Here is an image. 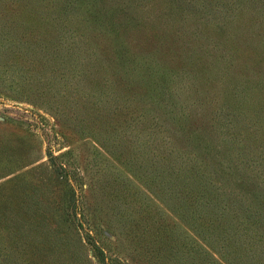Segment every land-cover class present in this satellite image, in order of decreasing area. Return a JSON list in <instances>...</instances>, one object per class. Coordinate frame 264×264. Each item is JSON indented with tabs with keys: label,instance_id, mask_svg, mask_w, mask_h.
<instances>
[{
	"label": "rangeland",
	"instance_id": "rangeland-1",
	"mask_svg": "<svg viewBox=\"0 0 264 264\" xmlns=\"http://www.w3.org/2000/svg\"><path fill=\"white\" fill-rule=\"evenodd\" d=\"M193 1L0 0V264H103L121 232L154 264H264V0ZM67 149L80 236L51 211ZM32 167L26 203L6 182Z\"/></svg>",
	"mask_w": 264,
	"mask_h": 264
},
{
	"label": "trees",
	"instance_id": "trees-1",
	"mask_svg": "<svg viewBox=\"0 0 264 264\" xmlns=\"http://www.w3.org/2000/svg\"><path fill=\"white\" fill-rule=\"evenodd\" d=\"M211 1L212 0H194L192 2V6L194 4L200 5V7L196 8V10L199 12L201 11V9H204V8H209V9H207V11H209V10H211V11L217 10L218 11V8L224 7L225 13L230 15V17H236V15H238L239 13L244 12V13H247L246 14L247 19L249 17H253V16L258 17L262 13V12L257 13L258 8L256 6L259 4L258 0H220L219 1L220 7L218 5V8L216 6H214L211 3ZM89 13H91V12H89ZM262 16H264L263 13H262ZM198 19H201V16ZM204 91L207 93L206 90H204ZM231 93L233 94V92H231ZM232 94H231V98H232ZM215 96H217V92H216ZM255 125L253 124L252 126L254 127ZM254 130H255V132L253 133L254 136H253V139L250 140V143H251V148H255L257 150L259 138H258V135H256L257 130L256 129H254ZM70 152H71V150L67 149V150L59 153L57 156H53L52 154H50V161H52V166L50 168H46V170L49 173H51V175L53 174V179L51 180V184L54 185V188L56 190L55 197L57 198L56 200H58V201L52 207L51 211H52V214L54 213L53 216L58 214L56 216L57 217L56 218L57 224L66 228V230L70 231L71 233L80 236L76 232L75 227H76V225L78 226L79 224L82 226V223L84 221L82 220V223H81V219L76 218V215H75L76 213H75L74 209L76 206L77 195H76V190H75L74 184H72L69 181V174H71V172H75L79 176V170H78L79 168L74 167L69 162L63 160V157L68 155ZM35 168L36 167H34L33 169H31V168L26 169L21 174L14 176V178L11 179L13 182H6V184H10L13 187L12 193L15 195V193L17 192V197L18 196L20 198L23 197L25 199L26 203L28 201H30L28 199L32 198L34 194L40 193L42 195V194H46V193L49 194L51 192L50 191L51 190V184H49L47 182H41V187L39 188V189H41V191L39 193L34 192L33 190L30 192L27 191L29 181L27 180L26 182H23V179H24L25 175L30 174ZM75 169H76V171H75ZM19 180H20V182H23V185H22V183L19 182ZM18 183H20V184L18 185ZM33 202H35L34 204H38V206L35 205L36 208L32 209L33 211L37 210V211H34L35 214L36 215H43L45 217V215H44L45 211H47L49 208L48 207L45 208V207L39 205L40 202H38V201L33 200ZM10 210H12V206L10 203L4 206V211L0 214V226L4 227V226H6V224L9 223V221H13L15 219L14 216L9 215ZM34 212H31V213H34ZM31 213H28V215H32ZM59 213H61V214H59ZM33 218L34 217H29V216L27 217L28 220L33 219ZM92 218L89 217L90 221L89 222L86 221V223L88 224L87 225L88 228H93L96 231L98 228L103 233L104 232H112L108 226L110 224V223H108V220H110V219H108L107 221H101L100 219H97L95 216H93ZM104 228H106V229H104ZM125 231H127V230H125ZM178 233H180V232H178ZM12 234H13V232H12ZM110 234H112V235H114V237H116V234H114V233H110ZM26 236H28V235H26ZM127 236H128V233H127ZM103 237L105 238V241L101 242V241L97 240L100 243V245L92 242L93 247H94V256L97 258V260L99 262H102L103 264H154L156 261L154 262L153 259L158 260L157 255L155 253L149 258H145V256L142 255V253H140V251L138 250L136 252L138 258H135L134 257V250H131L124 245L122 246L123 248L116 246V244H115L116 241H118V243L120 245H122V242L125 239H128L125 236V232H121L120 236H117L115 240H111L110 238H108L106 236H103ZM200 247L202 248V246H200ZM160 249H162V247ZM131 252H132V257H131ZM204 252H206V250H204ZM142 256H143V258H145V260H143V261L141 260ZM106 259H108L109 261H105Z\"/></svg>",
	"mask_w": 264,
	"mask_h": 264
}]
</instances>
